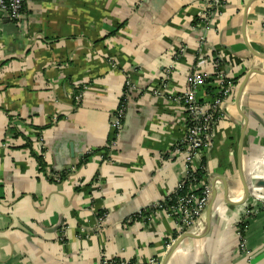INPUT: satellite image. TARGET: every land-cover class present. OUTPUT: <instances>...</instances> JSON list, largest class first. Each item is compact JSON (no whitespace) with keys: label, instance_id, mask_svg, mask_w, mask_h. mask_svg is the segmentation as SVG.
<instances>
[{"label":"crops","instance_id":"crops-1","mask_svg":"<svg viewBox=\"0 0 264 264\" xmlns=\"http://www.w3.org/2000/svg\"><path fill=\"white\" fill-rule=\"evenodd\" d=\"M225 4L207 33L212 56L223 55L238 79L207 158L221 182L207 227L167 264H246L236 253L237 226L248 205L264 202V0ZM207 5L26 0L21 22L0 10V264L163 263L176 223L150 209L186 172L177 152L185 109L173 98L197 65L204 31L194 24ZM169 68V98H157L152 91ZM251 69L259 73L239 97ZM128 80L140 91L118 148L108 152ZM251 219L253 264H264V213Z\"/></svg>","mask_w":264,"mask_h":264},{"label":"built area","instance_id":"built-area-1","mask_svg":"<svg viewBox=\"0 0 264 264\" xmlns=\"http://www.w3.org/2000/svg\"><path fill=\"white\" fill-rule=\"evenodd\" d=\"M206 1H208L207 7L200 12L194 24V27L204 31L199 39L198 51L195 53V57L198 59L197 65L193 68V72L187 76L186 90L178 97L173 98L181 103V106L185 109L184 136L178 144L177 152L185 157L186 172L177 189L168 198L155 203L150 209V211L158 210L160 212L165 210L169 212L176 223V237L167 242L166 248L168 250L185 234L195 233L205 221L208 205L213 195V188L221 182V179L208 169L207 158L214 148L216 128L224 119L226 108L233 103L232 95L237 85V78L227 73V63L223 55L217 53L216 56H212L207 38V33L214 28L215 20L222 16V10L227 0ZM25 4L26 0H0V10L7 15L10 21L21 22L24 18ZM185 52V49L179 51L180 59L183 58ZM210 61L209 64L212 69L208 70L204 66ZM174 70L175 68L165 70L159 88L152 91L155 97H168L167 85L173 77ZM246 70L245 74L247 75L250 72L256 74L257 69H251L247 72ZM138 91H140L138 87L128 80L122 100L118 102L112 117L111 135L107 145L108 152L118 148V142L124 133L125 122L129 117L128 103L131 99L133 101L134 92ZM78 95L79 100L84 96L83 93ZM42 146L44 149L43 143ZM198 170L205 172L202 181H198L196 175ZM199 190L201 192L196 193ZM261 204H263V201ZM262 207L264 208V204ZM148 212L147 210L145 213L140 212L137 216L141 218ZM259 212L253 207H247L246 217L240 223H248L249 219ZM104 220L105 215L100 218L99 226L104 224ZM238 235L240 239L239 248L245 250L246 239L242 235V230L238 229ZM248 259L250 260V256H248ZM158 260L151 259L148 264H161ZM112 263L109 261L104 262V264Z\"/></svg>","mask_w":264,"mask_h":264},{"label":"water","instance_id":"water-1","mask_svg":"<svg viewBox=\"0 0 264 264\" xmlns=\"http://www.w3.org/2000/svg\"><path fill=\"white\" fill-rule=\"evenodd\" d=\"M5 24H9V20H6ZM255 73H259V71H256ZM254 73L253 72H250L246 75V79L245 81L243 82L241 88H240V91H239V97H241L245 87H246V84L248 82V79L253 75ZM129 119L130 117L127 118L126 122H125V127H124V130L126 129V127L128 126V122H129ZM224 180V179H222ZM215 200H216V186H214L213 188V195L211 197V200H210V203L208 205V209H207V212H206V216L205 218L207 223L210 221V219L212 218V212H213V209H214V205H215ZM206 221H204L201 226L199 227V229L197 231H195V233L191 232V233H187L185 234L184 236H182L181 238H179L176 243L172 246V248H170L168 250V254L167 256L165 257V260L163 261L162 264H167L168 263V260L170 259V257L173 255V253L178 249V247L183 243V241H185L186 239H190L192 237H195L196 235H198V233H200L201 231V227L204 226L205 228L207 226L206 225ZM205 233V231L203 232ZM202 233V234H203Z\"/></svg>","mask_w":264,"mask_h":264},{"label":"trees","instance_id":"trees-1","mask_svg":"<svg viewBox=\"0 0 264 264\" xmlns=\"http://www.w3.org/2000/svg\"><path fill=\"white\" fill-rule=\"evenodd\" d=\"M236 82H238V79L236 80ZM40 163L42 164L41 165V168L43 169V167H44V169H45V166H44V162H43V157H40ZM196 175H197V178H198V181H202L203 180V177H204V175H205V172H203L202 170H198V171H196ZM199 192H201L200 190L199 191H196V193H199ZM251 205H248V207H250ZM262 208V209H261ZM259 207V211H260V214L261 213H264V208L263 207ZM259 214V215H260ZM252 219L250 218L249 219V221H251ZM249 226V222L248 223H246V224H244L243 222L242 223H240L238 226H237V229H240V230H242V235H243V237L245 238V239H247L248 240V230H247V227ZM247 230V231H246Z\"/></svg>","mask_w":264,"mask_h":264},{"label":"rangeland","instance_id":"rangeland-1","mask_svg":"<svg viewBox=\"0 0 264 264\" xmlns=\"http://www.w3.org/2000/svg\"><path fill=\"white\" fill-rule=\"evenodd\" d=\"M263 204H264V202H263ZM250 207H252V206H250ZM253 209H256V208L253 207ZM259 213L253 215L251 218H256L259 215ZM243 218L240 220V222L243 220ZM239 243H240V239H239ZM248 252H249V254H248ZM236 253H239L241 255V257L246 261V264H253L254 250L250 247L247 239H246V243H245V250H242V248H239V246H238ZM248 256H250V260L248 259Z\"/></svg>","mask_w":264,"mask_h":264}]
</instances>
